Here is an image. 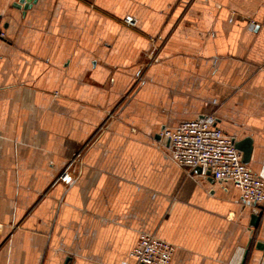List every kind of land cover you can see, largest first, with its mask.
Instances as JSON below:
<instances>
[{
	"label": "crops",
	"instance_id": "crops-1",
	"mask_svg": "<svg viewBox=\"0 0 264 264\" xmlns=\"http://www.w3.org/2000/svg\"><path fill=\"white\" fill-rule=\"evenodd\" d=\"M18 2L0 0V264H137L141 233L169 264H264L257 206L162 136L213 115L264 178V0Z\"/></svg>",
	"mask_w": 264,
	"mask_h": 264
},
{
	"label": "built area",
	"instance_id": "built-area-1",
	"mask_svg": "<svg viewBox=\"0 0 264 264\" xmlns=\"http://www.w3.org/2000/svg\"><path fill=\"white\" fill-rule=\"evenodd\" d=\"M125 23L135 26L136 20L126 16ZM162 136L168 141V156L179 166L200 167L202 173L210 174L216 181L232 183L246 202L264 211V178L243 162L242 153L236 147L238 139L219 128L213 115L165 128ZM68 168L60 179L71 185L75 179ZM175 250L173 244L153 234L141 233L130 257L137 264H169Z\"/></svg>",
	"mask_w": 264,
	"mask_h": 264
},
{
	"label": "water",
	"instance_id": "water-1",
	"mask_svg": "<svg viewBox=\"0 0 264 264\" xmlns=\"http://www.w3.org/2000/svg\"><path fill=\"white\" fill-rule=\"evenodd\" d=\"M35 0H19L18 4L16 6L19 8L21 5L24 4V9L26 10L32 2ZM236 147L239 151L242 153V160L244 163L249 164L251 161V156H252V138L247 137L242 140H237L236 141ZM198 172H202V169L200 167L195 168ZM210 175V174H208ZM258 209L257 213H254L252 216V221H251V226L258 230L260 225L262 224V218L264 217V211L260 206L256 207ZM255 209V210H257ZM260 209V210H259ZM256 212V211H255ZM256 248L258 249H263L264 248V243L261 241H258L256 244ZM248 253V249L246 250L245 254Z\"/></svg>",
	"mask_w": 264,
	"mask_h": 264
},
{
	"label": "rangeland",
	"instance_id": "rangeland-1",
	"mask_svg": "<svg viewBox=\"0 0 264 264\" xmlns=\"http://www.w3.org/2000/svg\"><path fill=\"white\" fill-rule=\"evenodd\" d=\"M158 58H156V60H157ZM155 60V59H154Z\"/></svg>",
	"mask_w": 264,
	"mask_h": 264
}]
</instances>
